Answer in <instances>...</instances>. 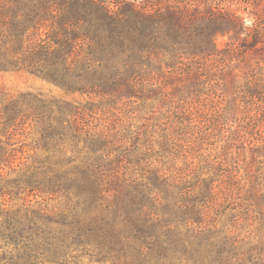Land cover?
<instances>
[{
  "label": "trees",
  "instance_id": "1",
  "mask_svg": "<svg viewBox=\"0 0 264 264\" xmlns=\"http://www.w3.org/2000/svg\"><path fill=\"white\" fill-rule=\"evenodd\" d=\"M116 3L0 0V71L143 104L171 95L190 105L213 84L264 125V0ZM224 31L231 42L218 48ZM93 110L0 89V264H264V184L252 191L264 181V131L250 144L251 187L239 179L222 192L210 174L160 164L193 142L186 111L157 137L90 124ZM26 124L29 146L16 141ZM250 219L255 237L240 232Z\"/></svg>",
  "mask_w": 264,
  "mask_h": 264
},
{
  "label": "rangeland",
  "instance_id": "2",
  "mask_svg": "<svg viewBox=\"0 0 264 264\" xmlns=\"http://www.w3.org/2000/svg\"><path fill=\"white\" fill-rule=\"evenodd\" d=\"M112 9H117L116 0H104ZM120 1V0H119ZM136 4L149 6L156 3L157 0H129ZM165 1V0H164ZM207 1V0H205ZM214 3L227 2L235 8V0H213ZM215 44L218 48H224L231 42V32H218L214 35ZM0 89L17 96L26 91H42L45 94L64 97L75 101L80 105H88L95 108L89 111L86 119L90 124L104 123L109 125L114 122L116 128H130L132 131H141L147 133L154 128L158 134L157 137L166 135L168 130H173L174 123L180 117L182 111H186L191 118V127L193 130V142L188 145L187 153L174 149V152L168 157H163L160 162L164 167H168L174 172L181 170L191 173L193 177L195 172H205L209 176L218 179L220 188L223 192L227 183L232 182L235 186V192L238 191V180L249 189L251 184L248 182L250 177L251 143L256 142L264 131V125H255V122H261V116L244 118L248 111L235 110L231 105L228 94L222 93L221 87L213 84L204 89V94L190 105L181 106L177 98L171 95H160L154 100L142 103V100H127L119 98L102 97L99 95L74 94L68 95L61 88L48 83L44 80L25 73L1 72L0 71ZM186 105V106H185ZM97 108V109H96ZM113 108L115 111L105 110ZM104 112V113H103ZM172 118V119H171ZM171 119V120H170ZM27 128H22L16 137L18 143H24L29 146L34 142L36 134L28 124ZM28 152L29 147H25ZM242 149L243 154L239 155ZM253 175H256L255 166L252 168ZM236 180V181H235ZM222 181V183H221ZM252 191L262 188L264 181H256ZM221 197H223L221 195ZM252 200V199H249ZM222 201V200H221ZM58 200L53 203L57 204ZM254 202V201H253ZM256 203V201L254 202ZM216 207H219L217 205ZM239 231L243 235L255 237L260 233V223L255 219L248 221L241 220ZM264 233V231H263ZM263 237V235H262ZM90 257L87 256L80 264H89ZM74 261V260H72ZM91 264H110L92 262Z\"/></svg>",
  "mask_w": 264,
  "mask_h": 264
}]
</instances>
